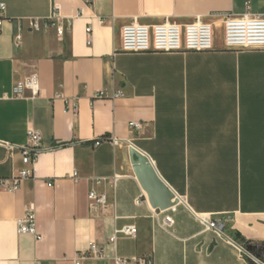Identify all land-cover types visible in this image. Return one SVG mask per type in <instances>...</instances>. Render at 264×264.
I'll return each instance as SVG.
<instances>
[{
    "label": "crops",
    "instance_id": "obj_1",
    "mask_svg": "<svg viewBox=\"0 0 264 264\" xmlns=\"http://www.w3.org/2000/svg\"><path fill=\"white\" fill-rule=\"evenodd\" d=\"M1 5L0 180L32 176L0 190V264H76L93 245L101 257L82 264H251L235 237L264 243V51L226 49L221 15L264 18V0ZM55 8L62 37L54 26L30 29ZM197 21L214 27L211 52L122 51L134 22ZM31 77L39 96L15 97V83ZM31 133L42 149L28 168ZM91 189L107 197L103 214L90 209ZM28 210L37 237L18 231ZM131 226L136 238L119 233Z\"/></svg>",
    "mask_w": 264,
    "mask_h": 264
},
{
    "label": "built area",
    "instance_id": "obj_2",
    "mask_svg": "<svg viewBox=\"0 0 264 264\" xmlns=\"http://www.w3.org/2000/svg\"><path fill=\"white\" fill-rule=\"evenodd\" d=\"M1 11L5 10V5H1ZM224 29V44L226 49L231 51H264V18L247 14L243 17H236L230 14H222ZM3 19H0V33L2 32ZM57 28L58 35L62 37L65 28L59 10L55 8L50 17L41 22L40 19L30 20L32 31H41L48 27ZM91 33V28L87 29ZM22 36L17 35L14 39L16 46H20ZM214 50V27L211 24L197 21L188 25H178L165 22L159 25L148 26L137 22L127 25L122 30V51L125 53H205ZM26 92H30L31 98L39 96L37 80L34 77L18 81L13 87V94L17 98H23ZM121 94L118 93L117 96ZM41 137L37 133L29 135L28 144L23 148V163L28 168L32 167L41 151ZM32 176L31 169L23 170L20 175L10 180H0V190L17 191L21 183ZM74 177H77L75 173ZM102 179H94V183L99 185ZM113 187L115 181H113ZM90 209L93 212L103 214L108 208L107 197L105 194L98 193L95 189L89 192ZM202 223L209 229L217 232L223 230L220 222H215L207 218L201 219ZM166 223L172 225V221L167 218ZM20 234H30L37 237L36 218L32 210H28L23 219L18 222ZM119 233L126 237L136 238L137 227H125ZM115 242V237L111 239ZM101 257V251L93 245L89 252L82 253L76 264H82L90 255ZM249 259L255 264H262L247 253ZM124 261L117 260L116 264H123ZM147 264H152L147 261Z\"/></svg>",
    "mask_w": 264,
    "mask_h": 264
},
{
    "label": "trees",
    "instance_id": "obj_3",
    "mask_svg": "<svg viewBox=\"0 0 264 264\" xmlns=\"http://www.w3.org/2000/svg\"><path fill=\"white\" fill-rule=\"evenodd\" d=\"M235 241L238 242L241 245L246 246L247 249H249V252H251V254H253L258 259H260L261 261L264 262V243L253 244V243H250V242H246L243 238H241L238 235H236ZM251 264H254V263L251 262Z\"/></svg>",
    "mask_w": 264,
    "mask_h": 264
},
{
    "label": "rangeland",
    "instance_id": "obj_4",
    "mask_svg": "<svg viewBox=\"0 0 264 264\" xmlns=\"http://www.w3.org/2000/svg\"><path fill=\"white\" fill-rule=\"evenodd\" d=\"M248 251L247 252H249V249H247ZM249 254H251V252H249ZM251 256L253 257V258H255L256 260H259L256 256H254L253 254H251Z\"/></svg>",
    "mask_w": 264,
    "mask_h": 264
}]
</instances>
